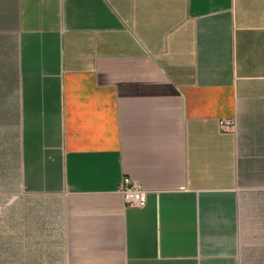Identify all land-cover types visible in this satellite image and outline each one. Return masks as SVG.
<instances>
[{
  "label": "crops",
  "instance_id": "0c3cea01",
  "mask_svg": "<svg viewBox=\"0 0 264 264\" xmlns=\"http://www.w3.org/2000/svg\"><path fill=\"white\" fill-rule=\"evenodd\" d=\"M0 264H264V0H0Z\"/></svg>",
  "mask_w": 264,
  "mask_h": 264
},
{
  "label": "built area",
  "instance_id": "2783aa9c",
  "mask_svg": "<svg viewBox=\"0 0 264 264\" xmlns=\"http://www.w3.org/2000/svg\"><path fill=\"white\" fill-rule=\"evenodd\" d=\"M236 121L234 119H221L220 127L223 130L234 128ZM118 191L122 194L125 202L131 207H144L147 203L148 196L147 190L142 183L133 179L132 177L125 176L119 183Z\"/></svg>",
  "mask_w": 264,
  "mask_h": 264
},
{
  "label": "rangeland",
  "instance_id": "374dc122",
  "mask_svg": "<svg viewBox=\"0 0 264 264\" xmlns=\"http://www.w3.org/2000/svg\"><path fill=\"white\" fill-rule=\"evenodd\" d=\"M243 198H244V208H245V213H247V215H246V218L248 217V218H256L257 217V211L256 210H250V209H248V210H246V206H247V203H249L250 202V200L249 201H247L248 200V195L247 194H244L243 195ZM252 205V204H251ZM248 207V206H247ZM251 221L253 222V221H255V219H251ZM253 228H254V226H253ZM255 228H259V227H257V226H255Z\"/></svg>",
  "mask_w": 264,
  "mask_h": 264
}]
</instances>
